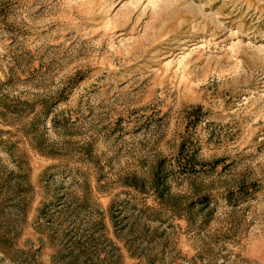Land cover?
<instances>
[{
	"label": "rangeland",
	"instance_id": "374dc122",
	"mask_svg": "<svg viewBox=\"0 0 264 264\" xmlns=\"http://www.w3.org/2000/svg\"><path fill=\"white\" fill-rule=\"evenodd\" d=\"M0 264H264V0H0Z\"/></svg>",
	"mask_w": 264,
	"mask_h": 264
}]
</instances>
